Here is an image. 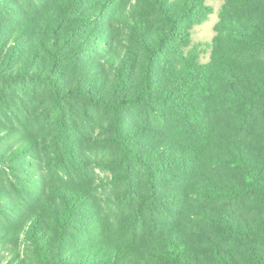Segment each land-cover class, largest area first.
I'll return each mask as SVG.
<instances>
[{
	"label": "trees",
	"instance_id": "trees-1",
	"mask_svg": "<svg viewBox=\"0 0 264 264\" xmlns=\"http://www.w3.org/2000/svg\"><path fill=\"white\" fill-rule=\"evenodd\" d=\"M212 12L0 0V264H264V0Z\"/></svg>",
	"mask_w": 264,
	"mask_h": 264
},
{
	"label": "rangeland",
	"instance_id": "rangeland-1",
	"mask_svg": "<svg viewBox=\"0 0 264 264\" xmlns=\"http://www.w3.org/2000/svg\"><path fill=\"white\" fill-rule=\"evenodd\" d=\"M206 3L210 7H212L213 12L210 15L209 20L195 27L194 32H193L194 42H200V41L210 42L214 35L213 27L216 24V22L219 20L222 0H206ZM206 50L207 51L204 54H202L201 60L203 62L209 59L210 50L209 49H206Z\"/></svg>",
	"mask_w": 264,
	"mask_h": 264
}]
</instances>
